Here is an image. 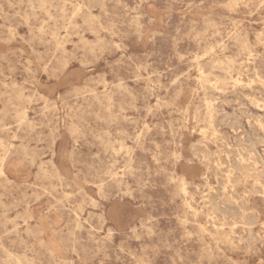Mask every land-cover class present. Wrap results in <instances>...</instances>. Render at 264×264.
<instances>
[{"label": "rangeland", "instance_id": "rangeland-1", "mask_svg": "<svg viewBox=\"0 0 264 264\" xmlns=\"http://www.w3.org/2000/svg\"><path fill=\"white\" fill-rule=\"evenodd\" d=\"M260 80L264 0H0V264H264Z\"/></svg>", "mask_w": 264, "mask_h": 264}, {"label": "bare ground", "instance_id": "bare-ground-1", "mask_svg": "<svg viewBox=\"0 0 264 264\" xmlns=\"http://www.w3.org/2000/svg\"><path fill=\"white\" fill-rule=\"evenodd\" d=\"M244 69V68H243ZM14 81V80H13ZM261 83L264 85V81L260 80ZM211 95V94H210ZM243 141H245V139H243ZM241 145H239L238 147H240ZM243 148V147H241ZM226 149V148H225ZM239 149L237 150V153L239 155V158L242 160L244 159L243 154L241 152H238ZM256 157V156H255ZM256 161V160H255ZM251 162V161H250ZM253 163V162H252ZM253 165V164H252ZM114 175V174H113ZM251 174L246 175L247 177L250 176ZM233 172L232 170H228L225 174V181L224 184L222 186V193H221V197L219 200L216 201V205L215 208H219V205L223 202H227V203H232L234 202V195H233ZM247 227V226H246Z\"/></svg>", "mask_w": 264, "mask_h": 264}]
</instances>
